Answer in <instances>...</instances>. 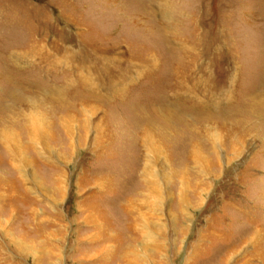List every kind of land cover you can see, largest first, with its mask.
I'll list each match as a JSON object with an SVG mask.
<instances>
[{"label": "rangeland", "instance_id": "obj_1", "mask_svg": "<svg viewBox=\"0 0 264 264\" xmlns=\"http://www.w3.org/2000/svg\"><path fill=\"white\" fill-rule=\"evenodd\" d=\"M87 46L102 55L130 51L148 68L129 79L124 100L105 106L92 93L88 115L70 123L66 138L54 113L62 110L46 97L80 60L76 69L46 64L64 47L79 57ZM37 48L49 57L19 62ZM0 77V102L12 87L47 102L37 113L52 134L32 147L19 135L21 150L0 152V264H212L215 244L255 227L264 247V0H0ZM176 78L192 92L168 95L181 87ZM69 97L65 106L80 100ZM130 101L148 103L153 132L162 126L167 134L162 151L143 157L117 148L145 120L139 113L130 121ZM166 107L187 118L168 121ZM108 136L110 147H94ZM187 138L202 161L186 157ZM147 158L160 196H127L118 185H149ZM252 243L229 264H241Z\"/></svg>", "mask_w": 264, "mask_h": 264}, {"label": "bare ground", "instance_id": "obj_2", "mask_svg": "<svg viewBox=\"0 0 264 264\" xmlns=\"http://www.w3.org/2000/svg\"><path fill=\"white\" fill-rule=\"evenodd\" d=\"M112 47H114V46H112ZM186 47L188 48V46H186ZM117 49H118V47H117ZM114 51H115V48H114ZM114 51H112L113 54L112 53L105 54L106 55L105 56V55H102L100 53L102 51H99L98 47L93 48L91 46H87V47H84L83 51H81L80 53L77 54L79 56V57H77L75 54H73V52L68 53V49L66 47H64L61 51L60 56H59L61 58L57 57L58 61H57V58H55L56 60L54 59L52 62L47 60L49 62L46 64L48 69H54L53 67L56 64H62L64 70H66L67 67L69 68V66L74 67V69H76L77 66H79L76 64L77 63L76 59L80 60L79 64L81 65V69L75 70V72H74L75 75L71 74V76H68V77H67V75H64L63 77L59 78L58 82H52L51 84H49L50 95H49V97H46L48 99V101H50V103L52 102V103H56L57 105L59 104L58 110H62V111H57L54 113L60 112V113H58L57 124L60 127V130L63 133L64 137L67 138L66 135H69V137L70 136L72 137V134H70V132H71L70 123L72 121L79 120V118L81 116L85 117L86 114L88 115L86 107L88 106L87 104L89 103L88 98L94 96L92 93H96L97 94L96 97H98V99H100L102 101V103L104 102L107 105L109 103L112 104L114 101L124 100L126 97L125 91L127 89V88H125V85L129 81V79H131L133 76H137V75L140 76V74H142L144 72V68H145V71H146V67L148 68V66L146 64L144 65V64L140 63L141 61L135 60L132 57L133 55L131 54L130 51H129V54H130L129 57H128V55H125V52L123 55H121V52H118V53L115 52V54H114ZM117 51H119V50H117ZM147 51H149V50H147ZM32 52H33L32 56H28L27 54L21 55V57L19 58V62L22 60L35 61V60H33L34 56L37 54H40V53L42 55V58L43 57H47V58L49 57V54L42 53L41 49H39V48H37L36 50L32 49ZM184 56H186V55H184ZM181 58H182V56H181ZM90 66H92V68H93V74H88L89 72L91 73V70L89 68ZM138 67H140L141 69H139ZM82 68L86 69V72H84ZM175 70H177V69H175ZM143 76H144V74H143ZM2 81L4 82V80H2ZM8 81H10V80H8ZM179 81L180 80H178V82ZM65 83L69 84L70 85L69 87H72V84L80 85L87 92L83 91L81 89L80 90L79 89L73 90L74 88H69L68 86L65 85ZM180 84H181V87H179L180 85L177 86V84L173 85L171 88V91L170 90L168 91V95H170V96L171 95H173V96L178 95L181 92V90H183L184 92L187 91L188 93H189V91L192 92L191 85L185 84L181 81H180ZM5 92L10 93V95L6 96V99L4 98V100H2L0 102V108H1L0 112L2 114L0 116L1 117V119H0V152H2V150L3 151L7 150V151H11L12 154H15V152L13 150H16V149L21 150L18 147V145H16V143H15V142H19V140L21 141V138L19 137V135H23V137L29 139V145L31 147L33 145L35 146L38 143H45V141L48 139V137H50L52 134L49 132V130L47 128L49 126H46L47 125L46 124L47 116H44L42 113L40 114L37 112H39L38 106L42 105V104L45 105V104H47V102H45V100H39V99H38V101H36V99L34 97H31V96L19 95L18 91L14 87L6 90ZM84 92L89 93L88 95H90V96H84L85 98L81 97L82 93H84ZM70 95H73L74 97H76L77 99H80V100L75 101L72 105H66L65 106L66 100L67 101L69 100ZM7 99H9V100H7ZM13 99H15V100L13 101ZM11 100L13 101V103L9 104V101H11ZM29 100H30V103H29ZM85 102H87V103H85ZM36 103L38 105H36ZM39 103H42V104H39ZM175 104H177V103H175ZM181 104H182V102H181ZM123 108H126L127 111H128V109L132 110V111L134 110L132 112V114H130V116L128 117L130 119V121L135 119V118H132L133 115L138 116L139 113H142V116L141 117L139 116V117L142 119H145V120H143L141 123L139 121L140 124H138L137 122L133 123V124L137 123L135 127H137V129H138L137 130L136 128H133L134 129L133 131H135L134 141L132 143L126 144V145L118 144L117 148L121 150V148L128 147L129 149H132V150L135 149L136 151L137 150L139 151V149H140V150H142V152H144L143 157H145V156L147 157L149 152L153 153V151H162L164 148V144H163L164 140H162V139L167 138V137H165L167 134L163 133V129H161L162 126L158 128V131L155 132V130H154V132H153V128L151 127L152 121L149 119V117H148L149 115L148 116L146 115L147 114L146 109L148 108V103L143 101L141 104H138L136 102L130 101V103L125 104ZM262 108H263V112H264V99L262 102ZM157 109L161 112V109H163V108L157 107ZM166 109L167 110H166V114L164 115V117L167 120L168 119L170 120V118H172V117H174V118L177 117L179 120L185 121V118H187V114L185 113V111L183 113H181L182 114L181 115L180 112H178L177 110H174V109L170 110L167 107H166ZM23 110H29V112H27V113L25 112V114H23ZM116 110H118V109L116 108ZM92 114H93V112H91V115ZM4 119H6V121H3ZM20 119H23V120L21 121ZM154 120H156V119H154ZM55 121H56V119H55ZM136 121H138V120H136ZM159 121H161V120H159ZM133 124H131V125H133ZM156 128H157V126H156ZM195 128H197V127H195ZM161 130H162V132H161ZM191 131H192V129H191ZM194 135H195V133H194ZM157 136H159L160 138L157 139L156 138ZM112 137L113 136H108V137H106V139H103L104 141L101 140V141H98V143L95 142L94 147L97 149H102L103 147H110L109 143L112 140ZM197 137L200 138L199 136H197ZM15 138L16 139L18 138V140L15 141ZM13 142H14V144H13ZM142 152H140V153H142ZM134 155H136V154H134ZM185 155H186V157H189L196 162H200L203 160V157L200 156L199 150L196 149V142H193L192 140H189L187 143V149H186ZM138 159L142 160L141 158H138ZM145 161H146L145 165H144V167H142L141 170H142V175L145 179V183L149 184V185H118L119 189L121 188L123 193L127 194V196H129L130 194H134V193H140L141 194V192H140L141 190L142 191L144 190L146 192V194L148 193L151 196L152 195L160 196L159 185H150L151 181H149L147 178L148 174L150 173L149 172V169H150L149 164H150L151 160H149V158H147ZM141 162L142 161L138 162L137 166H135V167H137L135 169V173L138 171ZM100 187H103V186H100ZM107 187H108V185H107ZM93 206L95 207V205H91V207H93ZM120 210H121V208H120ZM124 211L125 210H123L122 212H124ZM124 214L127 216L126 218H127L128 222L131 219H133V216L130 215L129 213L124 212ZM89 220L94 222V223L96 221V219L92 216L89 217ZM254 221H255V219H254ZM126 228L127 229L129 228V230H130L133 227L129 223L126 225ZM242 230H240V231H242ZM261 231H262L261 229H259L258 227H255V229L252 230V233L251 232L245 233V231H244L243 233L238 234L237 232H235V233H237V235H235L233 237L227 236V238L228 237L231 238L230 240L226 238V241H223L222 243L220 242V243L215 244L214 246H215L217 252L215 251L214 263H212V264H229L230 257L236 253L237 249L239 247L245 245V244H249L252 241H254V243L251 244L252 247H250L251 249L249 251H247V253L245 254L247 256H245V258L243 259L241 264H257L258 259H262L263 264H264V247L262 248V247L258 246L259 241H260V239H258V236L260 235ZM134 234L135 233L132 232L131 235L134 236ZM197 247L198 246H196V248ZM195 250H197V249H195Z\"/></svg>", "mask_w": 264, "mask_h": 264}]
</instances>
